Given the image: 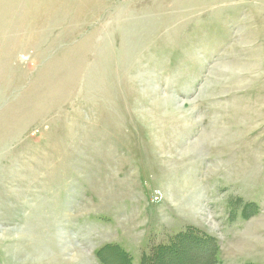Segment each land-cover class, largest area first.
<instances>
[{
    "label": "rangeland",
    "instance_id": "rangeland-1",
    "mask_svg": "<svg viewBox=\"0 0 264 264\" xmlns=\"http://www.w3.org/2000/svg\"><path fill=\"white\" fill-rule=\"evenodd\" d=\"M0 137V264H264V0H0Z\"/></svg>",
    "mask_w": 264,
    "mask_h": 264
},
{
    "label": "trees",
    "instance_id": "trees-1",
    "mask_svg": "<svg viewBox=\"0 0 264 264\" xmlns=\"http://www.w3.org/2000/svg\"><path fill=\"white\" fill-rule=\"evenodd\" d=\"M188 231L187 234H178L168 242L154 247L148 254L142 256L140 264H191L185 259L191 252L204 255L206 259L200 264H218L216 261L218 247L212 246L215 241L194 228ZM97 256L101 264H109V260L116 262L115 264H130L131 260L124 249L110 245H106L102 251L99 250ZM112 256L116 258L115 261Z\"/></svg>",
    "mask_w": 264,
    "mask_h": 264
},
{
    "label": "bare ground",
    "instance_id": "bare-ground-1",
    "mask_svg": "<svg viewBox=\"0 0 264 264\" xmlns=\"http://www.w3.org/2000/svg\"><path fill=\"white\" fill-rule=\"evenodd\" d=\"M40 103V102H39ZM46 109V108H45ZM39 113V112H38ZM37 113V114H38ZM40 114H41V112H40ZM17 120V119H16ZM15 122V121H14ZM25 122V121H24ZM23 122V123H24ZM28 123V122H27ZM14 128V127H13ZM12 128V129H13ZM16 129V128H15ZM11 133H12V130H11ZM9 136V135H8ZM11 136V135H10ZM9 136V137H10ZM7 137V136H6ZM12 137V136H11ZM10 137V138H11ZM3 139V140H2ZM13 139V138H12ZM2 140V141H1ZM3 144H6V141L4 140V137L2 138V137H0V146H3ZM9 144H10V142H9ZM7 145V144H6ZM32 172V171H31ZM7 181V180H6ZM193 198V197H192ZM192 205V204H191ZM192 211H193V205H192V207L190 208ZM40 210V209H39ZM38 210V211H39ZM195 211H198V209L196 210L195 209ZM37 212V211H36ZM194 212V211H193ZM31 213V212H30ZM41 214V213H40ZM32 215H33V213H32ZM42 215H41V217H39V214L37 213L36 214V216H35V220L36 221H38L39 220V224H43V219H42ZM25 219H26V223H27V217H25ZM31 223V222H30ZM23 225H25V224H23ZM4 226V225H3ZM20 226H22V225H20ZM23 227V226H22ZM17 228V227H16ZM30 228V227H29ZM16 230V229H15ZM2 231V230H1ZM18 231V230H17ZM20 231V230H19ZM39 231H41V226L39 225V226H37L36 228H35V230L33 231L32 229H31V234H29V235H26V240H29L30 242L32 241V239L34 238V236L39 232ZM58 233V232H57ZM24 234H26V232L24 233ZM61 234H63V233H61ZM19 236V235H18ZM64 236V235H63ZM24 240V239H23ZM58 243H59V250L60 251H58L57 253H55V255H56V257H53L54 258V262L55 261H58L59 259H60V256H62V253L64 252L63 251V249H65V245H66V239H65V237H61V235H60V237L58 236ZM0 241H2L1 239H0ZM26 242V241H25ZM20 243H22V241L20 242ZM27 244V243H26ZM25 244V245H26ZM40 244H41V242L40 241H36L34 244H32V245H30V247H26V249H25V251H26V253L27 252H29V254H31V255H33V254H35L36 253V251H38L39 250V247H40ZM28 245V244H27ZM58 245V244H57ZM72 245V244H71ZM58 247V246H57ZM74 246L72 245V246H69V248H66L67 249V253H74L75 251L74 250H76L75 248H73ZM28 249H30L29 251H28ZM8 250L11 252V254L9 253V255L12 257V260L14 261V262H16V263H18V261L19 260H17V258H16V253H19V251H17V250H14L12 247H11V245L10 246H8ZM69 250V251H68ZM61 251H63V252H61ZM65 254H66V252H64ZM75 255V254H74ZM21 263H25V264H31V262L29 261V262H21ZM35 264H39V263H35ZM50 264V263H49Z\"/></svg>",
    "mask_w": 264,
    "mask_h": 264
},
{
    "label": "crops",
    "instance_id": "crops-1",
    "mask_svg": "<svg viewBox=\"0 0 264 264\" xmlns=\"http://www.w3.org/2000/svg\"><path fill=\"white\" fill-rule=\"evenodd\" d=\"M125 250V249H124Z\"/></svg>",
    "mask_w": 264,
    "mask_h": 264
}]
</instances>
